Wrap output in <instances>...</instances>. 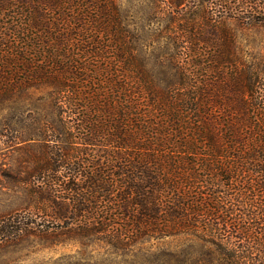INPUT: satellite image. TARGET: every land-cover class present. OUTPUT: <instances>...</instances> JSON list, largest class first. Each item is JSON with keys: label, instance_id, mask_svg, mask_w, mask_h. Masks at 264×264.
Returning <instances> with one entry per match:
<instances>
[{"label": "trees", "instance_id": "1", "mask_svg": "<svg viewBox=\"0 0 264 264\" xmlns=\"http://www.w3.org/2000/svg\"><path fill=\"white\" fill-rule=\"evenodd\" d=\"M195 2L0 0V110L39 92L57 137L0 244L184 237L187 264H264V0ZM228 15L260 33L252 79Z\"/></svg>", "mask_w": 264, "mask_h": 264}, {"label": "rangeland", "instance_id": "2", "mask_svg": "<svg viewBox=\"0 0 264 264\" xmlns=\"http://www.w3.org/2000/svg\"><path fill=\"white\" fill-rule=\"evenodd\" d=\"M129 1L121 0L122 7L126 8ZM193 1L182 0V5L189 8ZM195 1L196 6L189 9L190 13L208 4V0ZM223 23L235 35L236 50L244 61L243 78L252 79V51L257 50L253 47V39L260 33L240 24L231 15L224 17ZM142 52L148 57L149 50ZM39 94L14 97L11 105L20 109L0 110V214L22 209L27 204L29 187L36 176L34 168L41 159L42 150L45 144L51 146L57 141L55 132L47 124L51 121L55 127V117ZM199 246L196 240L166 237L148 240L123 254L100 245L49 243L40 236L30 235L15 243L0 244V264H159L154 261L155 254L170 263L177 257L187 264L191 261L192 247L199 249Z\"/></svg>", "mask_w": 264, "mask_h": 264}]
</instances>
